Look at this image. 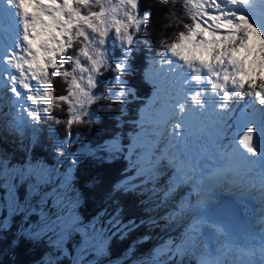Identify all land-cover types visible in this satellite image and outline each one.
<instances>
[{"label": "snow or ice", "instance_id": "obj_1", "mask_svg": "<svg viewBox=\"0 0 264 264\" xmlns=\"http://www.w3.org/2000/svg\"><path fill=\"white\" fill-rule=\"evenodd\" d=\"M156 2L175 7L177 0ZM179 2L191 23H185L175 11L165 13L182 23L184 30L170 39H160L161 51L148 58L150 71L144 78L154 88L149 106L150 131L129 151L139 153L132 167L141 184L153 185L154 197L166 201L174 198L178 186L193 185L196 203L182 199L169 216L175 220L195 210L185 239L175 246V252L198 253V264H228L226 257L233 249L227 242L226 226L211 219V210L201 193L205 183L232 176L233 182L238 178L258 188L264 198V0ZM151 20V7L142 11L140 0H0V116L4 118L0 130L24 138L29 129L35 134L49 120L64 123L66 137L60 139L53 133V139L56 154L67 156L73 142L72 126L95 120L91 105L101 101L126 103L133 94L125 77L132 72L135 53L152 52V43L141 35ZM105 72L113 74L111 80L99 79ZM56 77L67 85V94H54ZM101 84L104 89L95 91ZM64 104L68 117L62 121L52 112L63 110ZM238 109L240 115L233 124L223 121L222 114ZM228 129L234 130L228 144H224ZM210 131L214 132L213 150L202 155H207L213 167L206 168L190 159L183 146L196 132L207 137ZM162 161H167L172 175L165 188L158 190ZM72 162L78 160L73 157ZM46 172L42 166L16 168L0 157V188L7 193L10 212H22L27 207L18 199L17 177L25 180L34 176L36 184L31 194L41 196L39 186L47 182ZM118 217L119 210L110 223L117 228L127 227ZM57 221L60 246L78 229L71 216L57 217ZM4 227L0 223V230ZM205 227L212 229V236L220 243L217 255L199 252ZM45 229L52 230L45 223L39 231L26 234L39 238ZM237 251L252 255L250 249ZM259 251L260 264H264V234Z\"/></svg>", "mask_w": 264, "mask_h": 264}, {"label": "trees", "instance_id": "obj_2", "mask_svg": "<svg viewBox=\"0 0 264 264\" xmlns=\"http://www.w3.org/2000/svg\"><path fill=\"white\" fill-rule=\"evenodd\" d=\"M140 3L142 11L148 7L152 9L151 23L145 26L146 31L141 35L152 43L153 48L151 53L144 50L134 54L132 72L125 77L129 87L134 89L135 96H128L129 102L126 103L108 101L95 103L91 105V111L95 113L93 123L72 126L74 142L71 144V149L82 150L84 154L81 155L78 163H71L73 175L65 193L61 192L60 175L69 162L57 157L52 134L54 131V134L66 137L64 123L57 124L49 120L41 124L35 134L29 129L24 138L0 130V157L6 158L7 163L16 168L26 167L28 164L47 165L51 173L49 178L47 174L45 175L47 182L39 186L43 201L41 196L31 194L36 184L34 176L25 180L17 177L15 181L17 196L20 203L27 207L22 212L12 213L6 205H0V223L5 225L4 229L0 230V264H80V261V263L76 262V257L84 250H87V253L82 260L97 255L91 264H145L146 259L153 253L150 241L158 239L157 229L144 221L141 222L146 211L143 210L136 194L142 187L138 186L136 194L133 188L128 187L132 190H125L122 187L121 181L130 173L126 168L127 158L123 155H126L125 145L130 140L133 129L131 128L133 117L138 113L143 96H148L146 95L148 83L141 76L142 70L147 65L146 58L149 54L161 51L160 39H170L174 33L184 30L182 23H177L165 13L172 10L185 23L191 21H188L184 15L179 0L175 7L171 4H158L156 0H140ZM169 23L171 26L165 28L164 25ZM112 76L111 72H105L100 79L109 81ZM53 83L55 95L67 94L65 91L67 85L61 78L56 77ZM103 89L102 84L99 90ZM119 105L125 108L126 113L122 112ZM52 116L65 121L68 117L67 105H63V110H53ZM118 135L122 136L123 140ZM114 136L121 139L120 147L107 148L106 143ZM83 150H87L86 153ZM52 187L58 193H63L61 199L63 207H58L60 212L51 204L52 196L44 195L50 193ZM0 192L2 197L6 196L2 188ZM46 206H49L48 212L44 213ZM68 206L73 209L78 230L65 239L63 248L57 245L49 231L41 233L39 238H30L26 234L29 231H39L44 226L43 222L45 224L49 218L56 216L55 212L57 215L66 214ZM117 210H119L118 219L127 227L117 228L109 223L111 216H114ZM130 221H134L135 224H129ZM80 225H89V231H81ZM96 226L105 228L103 234L105 243L102 248L92 250L93 245L88 237L91 236L92 227ZM171 262V259L164 260L163 264Z\"/></svg>", "mask_w": 264, "mask_h": 264}, {"label": "rangeland", "instance_id": "obj_3", "mask_svg": "<svg viewBox=\"0 0 264 264\" xmlns=\"http://www.w3.org/2000/svg\"><path fill=\"white\" fill-rule=\"evenodd\" d=\"M186 18L188 19L187 16H186ZM188 21H190V20L188 19ZM151 55H153V54H149L147 56V58H146L147 65L145 66V68L141 72L142 78H144L146 71H150L149 65H148V58ZM69 68H70V66H69ZM99 79H100V77H99ZM147 83H148V87L149 88H148V92H147L146 95H148V96H143V98H142L143 99V102L141 103L142 105L140 104L138 113L145 106V104L148 101V99L153 96V94H152V92L154 91L153 85L151 83H149V82H147ZM99 87L95 91H100L99 90ZM133 95L134 94H131L129 96H133ZM127 102H129L128 101V97H127ZM119 108L122 110V112L124 111L126 113L125 108L122 105H119ZM0 119H1V121L3 123L4 122V118H0ZM126 122H128V121L126 120ZM131 128H134V126L131 125ZM53 133H54V131L52 132V134ZM133 133H134V131L132 129V131L130 133V140H132ZM55 135L58 136L57 134H55ZM15 136H17L18 138H21L18 135H15ZM118 136L117 137L114 136L113 138H111L106 143L107 148H110V149H118L120 147L121 139L123 140V138H121L122 136L121 137L119 136L121 138L120 139ZM58 137L60 139H64L65 138V137H60V136H58ZM73 142H74V139H73ZM83 151H85V153H86L87 150H83ZM68 153L69 154L67 156H64V157L59 156L61 159L68 160V162H69L68 163L69 165H66L65 166L64 170L62 171V173L60 175L61 178H62V181H60V185L62 186L61 187L62 188V191L61 192H64V193L69 188L68 186L71 183V179H72V175H73L72 174V165H71V163H73L72 162L73 161V157H75L77 160H80L81 159V155L84 154L82 152V150L72 151L71 145H70V147L68 149ZM137 153L138 152H136V151L133 152L134 159H137V157H136V154ZM57 157H58V155H57ZM123 157L127 158V162L129 163L128 154L127 155H123ZM28 165H31V164H28ZM32 166H35V167H41L42 166L43 169H46L47 170V172H46L47 178L51 177L50 176L51 173H50V170L47 168V165H32ZM130 167L131 166H127L126 167L127 168V171L130 172V173H133V171H134V170H132L133 167H131V168ZM130 173H128V176H125L124 177L125 179H123L121 181V184L122 185H126L127 187L133 188L135 190V194H136V191H137L136 189H138V186L139 185H142L143 188L141 189V191L138 190L139 193H137L136 196L138 195L139 200H140V203H141V205L143 207V210L146 211V213L144 214L145 215L144 216V218H145L144 222L146 224L148 223L149 226H151L152 228L157 229L156 235H158V239L156 238L157 240L150 241V243H151V245L153 247V253L151 255H149V257L146 259L145 264H163L164 263V260H168L169 261L170 259L172 260V262L170 264H189L188 261H190V259H192L191 264H198V260H199V254L198 253L196 255H193V254H177L175 252V246L176 245H180L184 241L185 236H186L187 231H188L187 230V227H189V226L184 227L183 224H184V222L187 223V221H188V223L190 225L193 222V215L195 214V210H193V212H191V213L185 214L181 218H178V220L177 219H175V220H171L170 219L169 220L170 214L175 211L176 206L179 203V201H177V200H181L180 197L182 195L179 194L177 196L174 193L173 194L174 198L171 201L169 200L170 201L169 203L167 201H165L163 203V200L159 196H155V197L153 196L152 191H151L152 187L149 185L150 183H148V184H141V180H138L139 179V176H137L136 174L133 175V176H131ZM170 177H171V175L169 174L168 178H170ZM130 178H131V181L133 179V181L135 183L134 185H130L129 184ZM48 180H50V179H48ZM160 180H163V182H160V184L161 183L162 184H165L164 183L165 182V179L164 178H161ZM46 194L49 195L50 197L52 196L51 204H53L57 208L58 212H60V209H58V207H63L62 206V200H61L62 199V196H63L62 195L63 193H58V191H56L54 189V187H52L50 193H46ZM156 197H158V200H157ZM5 199H7V193H6V196L5 197H2V194L0 192V205H2V206L3 205H6ZM48 208H49V206L44 207V213L48 212ZM67 210H68V212L66 214H58L57 215V212H55L54 215H56V216H53V218H49L46 221V223L49 224V226L52 228V230L49 231V232L53 236V239H54L55 242H57L58 233L61 230L60 227L58 226L59 222L57 221V217L65 218V217L71 216V217L74 218V220L76 218L75 217V214L73 212V209L71 207L68 206L67 207ZM149 214H150V216L147 217V215H149ZM112 218H113V216H111V219ZM187 218H189V219L186 221ZM111 219L109 221H112ZM152 220L155 221L154 224L151 222ZM173 224L176 225V226L174 227ZM43 225H44V222H43ZM92 226H93V224H92ZM56 228H58V230ZM79 228L83 232L84 231H87L88 232L89 229H90L89 228V225L88 226H82V225H80ZM93 228H95V231H93ZM202 230H203V234H205L207 232L205 230V228L202 229ZM47 231L48 230L45 229V232L46 233H47ZM104 231H105V228H103V227H99V226L92 227L91 236L88 237L89 240L91 241L92 245H93V247H91L92 250H97V249H100V248H102L104 246V243H105V238L103 237ZM240 231H243V230L240 229ZM171 235L174 236V239H173V242L174 243L172 244V246L169 245V243H168L169 237ZM208 236H212V234H210ZM239 236L240 235L237 234L234 239H236V241L239 240V243H241L244 240L241 237H239ZM203 238H204V235H203ZM170 240L172 241V237L170 238ZM203 242H205V241L203 240ZM60 246L63 248V245H60ZM169 247L172 249L171 251H169ZM205 247H204V245L200 246L199 247V252H201L200 249L203 250L202 252H206ZM214 249L219 250V246H218V248H214ZM86 253H87V250H84L81 253L77 254L76 262H79L80 261L81 262V263L79 262L80 264H91L92 261L94 260V258L97 257V255L96 256L93 255L90 258H87V259L82 260Z\"/></svg>", "mask_w": 264, "mask_h": 264}, {"label": "bare ground", "instance_id": "obj_4", "mask_svg": "<svg viewBox=\"0 0 264 264\" xmlns=\"http://www.w3.org/2000/svg\"><path fill=\"white\" fill-rule=\"evenodd\" d=\"M254 51H255V49H254ZM152 94H153V96L149 98V103L144 108L143 117H140V119H139V124L142 126V128L138 132H136L135 136L133 137V141L131 142V148H134V146H136L140 142H142V140L145 137V134L150 131V119H151V117L149 114V106L152 103V100L154 97V91L152 92ZM197 133L198 132H196V134ZM196 134H194V135H196ZM209 134L207 137L201 136V141H202V138H206L213 144L214 135L211 132ZM194 135H191L189 137L192 138ZM165 143L160 144L161 149H163L165 147ZM190 145L195 146L196 140H194ZM183 147H184V151L187 153L188 150L186 151L185 147L187 148L189 146L184 145ZM199 150L200 149L198 148V150L195 152V156H199V153H198ZM127 154H128V150L126 149V155ZM129 164L130 163H128V165ZM161 165H162V170H161L160 179L164 178L165 184H162V183L160 184V182H163V180L159 179L156 182V188L158 190L165 188L166 183L170 179V178H168L169 174L172 175V169L167 166V161H162ZM132 170H134L133 173H135L137 175L136 170L134 168H132ZM130 181H131V178H130ZM132 181H133V179H132ZM149 185L151 187H153V185L151 183ZM139 186L142 187V185H139ZM175 194L177 196L179 194H181L182 195L180 197L181 200L187 198V199H190L191 203H193V204H195L197 201V194L195 191H193L192 183H186V184L178 186ZM254 197H256L257 199L262 198L259 191H257V189H255V188H252V187L247 188L245 190V192H243V191H240V189L238 188L237 185L227 186L225 193L223 191H218V192H216V194H213V196L211 197V199L209 201L207 200V207H209L211 204H215V203L218 204L221 201H224V199H229L231 205L236 206L234 210H229V213H227L228 218L226 220H223L220 218H215L214 216H211V219L216 221L217 223H221V224L226 226L227 233H228L227 242L232 245L233 251L231 252L232 253L231 255L233 257L241 260V258H242L241 253L239 251H237V249L242 248V249H245V251L250 249L252 252V255H247V257H253L255 259V264H260L261 253L257 249V244H260V237L258 239H255L252 241L251 236L245 235V234H248L247 232L249 230H255L260 235L264 234V218L258 219V215L260 213V210L264 212V201L263 200L260 201L261 202L260 208H259L258 203H257V205L253 204L252 207H249V203L252 202V198H254ZM156 198L158 200V197H156ZM172 199L173 198H169L166 201L169 203ZM177 201H180V200H177ZM164 202L165 201H163V203ZM235 211H237V213L240 217L239 219H236ZM149 216H150V214L147 217H149ZM188 219L189 218H187L186 221ZM173 226L175 227L176 225L173 224ZM183 226L184 227L189 226L188 221H187V223L184 222ZM240 229L243 231H240ZM205 230L207 231L205 233L206 236L212 234L211 228L205 227ZM202 232H203V230H202ZM237 234L240 235L239 237H241L244 241H242V242L240 241L241 243H239V240L236 241V239H234V238ZM246 236H247V238H246ZM209 237L211 238V236H208V238ZM203 240L205 241L204 238H203ZM172 242H173V238H172ZM251 242L254 244L253 247L255 248L256 251L249 248V245L251 244ZM206 243L207 242L205 241V242H203L202 245H204V247H205ZM210 244H211L210 246L212 248H218V246H219V250L221 249L220 243H217V241L215 240L214 237H213V239H210ZM236 247H238V248H236ZM191 261H192V259H190V261H188V263L191 264Z\"/></svg>", "mask_w": 264, "mask_h": 264}, {"label": "water", "instance_id": "obj_5", "mask_svg": "<svg viewBox=\"0 0 264 264\" xmlns=\"http://www.w3.org/2000/svg\"><path fill=\"white\" fill-rule=\"evenodd\" d=\"M236 206H232L230 203L229 199H224V201H221L218 204H212L210 206V210H211V214L212 216L216 217V218H220L223 220H226L228 218L227 216V212L229 210H234ZM236 213V219H239V215L237 213V211H235Z\"/></svg>", "mask_w": 264, "mask_h": 264}]
</instances>
